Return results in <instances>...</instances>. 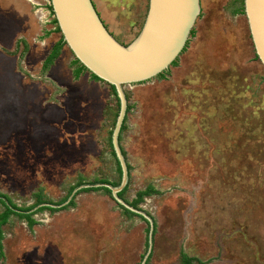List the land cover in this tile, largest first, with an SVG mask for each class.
<instances>
[{"label":"rangeland","instance_id":"1","mask_svg":"<svg viewBox=\"0 0 264 264\" xmlns=\"http://www.w3.org/2000/svg\"><path fill=\"white\" fill-rule=\"evenodd\" d=\"M102 1L114 16L107 23L98 11L102 21L129 45L150 0ZM50 8V0H0V195L19 209L40 195L60 206L81 181L121 182L111 87L87 72L76 77L67 46L44 67L62 37ZM193 30L165 79L124 87L120 144L130 178L122 199L158 191L139 205L155 223L146 264H184L182 254L194 264H264V66L244 0H201ZM72 199L35 210L33 227L11 216L0 264H143V218L104 189Z\"/></svg>","mask_w":264,"mask_h":264},{"label":"water","instance_id":"2","mask_svg":"<svg viewBox=\"0 0 264 264\" xmlns=\"http://www.w3.org/2000/svg\"><path fill=\"white\" fill-rule=\"evenodd\" d=\"M50 3L64 43L87 68V73L116 88L120 103L112 146L122 171L121 184L118 187L108 184L82 185L73 191L64 205L83 189H109L118 204L142 217L149 225L148 251L143 261L146 264L153 249L154 220L119 196L130 178L120 144L128 110L124 87L149 81L172 67L186 47L201 14V0H150L143 28L129 45L120 43L109 31L92 0H50ZM244 8L256 55L264 66V0H244ZM64 205L43 206L61 208Z\"/></svg>","mask_w":264,"mask_h":264},{"label":"trees","instance_id":"3","mask_svg":"<svg viewBox=\"0 0 264 264\" xmlns=\"http://www.w3.org/2000/svg\"><path fill=\"white\" fill-rule=\"evenodd\" d=\"M51 11H52V15L54 16V13H53V9H52V6H51ZM54 25L57 26V28L55 29L56 32L58 33H61L60 31V28L58 26V23L56 21V19H54L53 21ZM62 34V33H61ZM195 34L194 30L192 31L191 33V37H193ZM189 42L190 40L188 41L186 47L184 48L183 53H185L187 51V48H188V45H189ZM67 46L65 43H64V40H63V36L61 37L60 41L54 46V48L52 49L50 55L47 57V59L45 60L44 62V67L47 69L49 67H51L55 61L57 59H59V57L61 56L62 54V51H63V48ZM258 58V57H257ZM73 64L75 66H77L78 68L76 69V77H79L82 73H85V72H88L87 68L82 65L80 63V61L78 59H74V62ZM179 65V58L177 60H175L172 64V67H177ZM169 70L168 71H165L163 73H161L160 75H158L156 78L157 79H165V77L167 75H169ZM92 79L95 80V81H100L101 80L96 77L95 75H91ZM112 89V92L113 94L115 95L117 101H118V105L120 107V103H119V99H118V96H117V91H116V88L114 86H111L109 85ZM127 121V117L124 121V124H123V127H122V131H121V134H120V142L122 140V137H123V131H124V128H125V123ZM111 143H112V139H111ZM113 147V146H112ZM123 151V150H122ZM124 155H125V152L123 151ZM113 154L115 156V153H114V150H113ZM126 156V155H125ZM116 158V156H115ZM117 160V159H116ZM117 163H118V167H119V174L121 176V179H122V171H121V167L119 165V162L117 160ZM130 169V167H129ZM97 184H108V185H111L113 187H118L121 182L119 184H111L109 183L108 181H101ZM82 185H85V183L83 181H81L73 190L72 192L69 194V196L66 198V200L62 203V204H65L71 197L73 191L82 186ZM101 189H104L105 191H107L109 194H111V191L107 188H89V189H83L81 191H89V190H95V191H98V190H101ZM127 189L128 187H126L120 194L119 196L121 198H123L124 194L127 192ZM79 191V192H81ZM155 194H158V191L153 187V186H148L144 191H141L138 193V197L132 201V202H128L126 201L127 203H129L131 206H133L134 208H137L139 209V205L144 201V199L146 197H149V196H152V195H155ZM6 197L4 195H0V202H2L5 206H6V211L4 213H2L0 215V254H2V250H3V246H2V240H3V231H2V227L4 225H6L8 222H9V219L11 216L13 215H17L19 217H21L22 219H26V221L28 222L29 226L30 227H33L35 224H36V221L33 219V216L34 214H36L37 212L39 211H42V210H46V209H49L51 211H56L55 209L53 208H48L46 206H43L45 204H47L46 202H44V197L43 195H40L38 196V202H37V205L35 207H32L30 209H19L16 205H14L13 203L10 202V204H8L6 201H5ZM73 200V199H72ZM70 201V205H74L73 201ZM61 204V205H62ZM41 206V207H39ZM39 207L40 209H38L37 212L33 211L35 208ZM125 209V208H124ZM58 210V209H57ZM125 212L129 215V216H132V215H136L134 213H132L131 211L125 209ZM142 218V217H141ZM182 260H183V263L184 264H194L195 261H198L196 258H190L188 257L187 255L185 254H182Z\"/></svg>","mask_w":264,"mask_h":264},{"label":"crops","instance_id":"4","mask_svg":"<svg viewBox=\"0 0 264 264\" xmlns=\"http://www.w3.org/2000/svg\"><path fill=\"white\" fill-rule=\"evenodd\" d=\"M92 1H93L94 5H95L97 11H101L102 10V13H105V16L107 18L106 21L108 23L112 19V17H114V16L112 14L109 15V13H107L108 9L106 8L105 3L102 0H97V1L96 0H92ZM104 23H106V22L104 21ZM109 31L111 32V30H109Z\"/></svg>","mask_w":264,"mask_h":264}]
</instances>
